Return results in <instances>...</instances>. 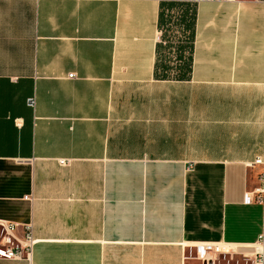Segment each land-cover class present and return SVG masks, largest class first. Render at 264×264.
Wrapping results in <instances>:
<instances>
[{
	"label": "crops",
	"instance_id": "0c3cea01",
	"mask_svg": "<svg viewBox=\"0 0 264 264\" xmlns=\"http://www.w3.org/2000/svg\"><path fill=\"white\" fill-rule=\"evenodd\" d=\"M165 2L186 80L156 77ZM262 173L264 0H0V226L35 240L0 264H264Z\"/></svg>",
	"mask_w": 264,
	"mask_h": 264
},
{
	"label": "trees",
	"instance_id": "16d2710c",
	"mask_svg": "<svg viewBox=\"0 0 264 264\" xmlns=\"http://www.w3.org/2000/svg\"><path fill=\"white\" fill-rule=\"evenodd\" d=\"M180 10L173 21V10ZM193 13L182 3L165 2L160 4L158 15L159 41L156 44V77L161 80H186L191 68L190 51L193 39ZM180 27V33H176ZM166 51V57L164 52ZM173 73V74H172Z\"/></svg>",
	"mask_w": 264,
	"mask_h": 264
},
{
	"label": "built area",
	"instance_id": "2783aa9c",
	"mask_svg": "<svg viewBox=\"0 0 264 264\" xmlns=\"http://www.w3.org/2000/svg\"><path fill=\"white\" fill-rule=\"evenodd\" d=\"M68 78H73V75H68ZM30 107L34 106V99L28 100ZM257 164H261L260 160L256 161ZM61 165H65L66 161H60ZM260 186L257 189V199L262 202L264 199V174L259 175ZM246 202L250 201V198L246 196ZM13 226L1 225L0 226V259L5 260H27L30 261L32 255V248L35 244V240L30 234V229L26 228V233L22 241H16L11 236ZM194 256L200 264H215L219 257H228L232 259L237 256V247L235 244H227L223 242L218 243H198L193 246ZM250 264H263V244L259 241L253 246V252L247 258Z\"/></svg>",
	"mask_w": 264,
	"mask_h": 264
},
{
	"label": "rangeland",
	"instance_id": "374dc122",
	"mask_svg": "<svg viewBox=\"0 0 264 264\" xmlns=\"http://www.w3.org/2000/svg\"><path fill=\"white\" fill-rule=\"evenodd\" d=\"M164 55H167L166 54V51L164 52ZM236 257V256H235ZM229 258L228 257H225V258H223L222 256H220L219 257V259H218V261L215 263V264H226L225 262H226V260H228ZM234 260V259H233ZM233 263H235V262H233ZM239 264H243V261L241 260V259H239ZM249 264H250V262H249Z\"/></svg>",
	"mask_w": 264,
	"mask_h": 264
}]
</instances>
